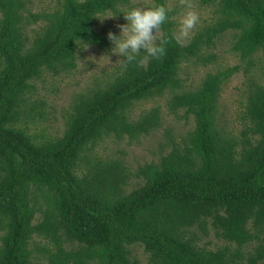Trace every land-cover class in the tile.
<instances>
[{
    "label": "trees",
    "instance_id": "1",
    "mask_svg": "<svg viewBox=\"0 0 264 264\" xmlns=\"http://www.w3.org/2000/svg\"><path fill=\"white\" fill-rule=\"evenodd\" d=\"M129 2L58 0L33 13L26 0H0V264H137L132 245L146 264H264V85L245 84L246 123L231 137L217 121L218 98L238 67L207 74L193 90L179 78L181 64L215 63L228 32L229 51L247 69L259 52L264 58V0H200L213 7L209 22L183 45L166 19L156 41L166 42L165 55L138 54L73 96L59 136L22 127L44 118L33 83L70 72L86 45L106 49L92 15ZM163 96L168 114L193 122L181 145H161L159 159L134 172L94 152L105 139L138 142L162 127L159 105L131 112ZM210 233L226 244L210 248Z\"/></svg>",
    "mask_w": 264,
    "mask_h": 264
},
{
    "label": "rangeland",
    "instance_id": "2",
    "mask_svg": "<svg viewBox=\"0 0 264 264\" xmlns=\"http://www.w3.org/2000/svg\"><path fill=\"white\" fill-rule=\"evenodd\" d=\"M58 4V0H26V8L31 12H51ZM155 3L152 0H130L129 4L120 8V10H127L133 6L147 7L153 6ZM165 6L169 9L167 19H171L174 23V34L181 44H186L193 36L196 28L202 26L204 23L210 21L212 17L213 7L211 5H203L200 0H166ZM194 10L198 14V21L192 29L189 30L188 35L179 34V19L187 11ZM1 17V14H0ZM123 14L119 13L115 17L105 18L103 22L97 18L96 30H105V35L112 31L119 34L117 25L125 23ZM41 24V23H39ZM37 29L35 25L27 29L28 37H33L30 31ZM161 36V30L156 32L157 40ZM231 32L226 33L218 41L214 50L217 55L215 63L207 66H195L191 63L181 64L179 70V78L183 82V86L188 89H195L200 85L201 81L209 73L223 70L227 67L237 66L238 70L235 72L223 85L218 98V123L231 132V137H238L243 130L246 122H243L241 116L244 110L246 97L244 95L245 84L249 79L264 85V58L259 52L253 60V68L247 69L242 62L239 61L231 51H229V41ZM156 40V41H157ZM112 45L109 41L108 47L99 50L95 46H85L76 55L75 67L68 73H61L57 76L44 73L42 79L33 83L35 91L39 99L45 101L44 118L35 119L33 121H24L22 127L30 134L37 136H59L65 123L66 110L72 102L73 96L79 92L89 90L96 83H101L108 80L113 74L118 71L124 63L117 59V54L110 52ZM144 56V53H140ZM138 55V54H137ZM165 96L138 103L132 108L131 117H136L142 110L149 108L151 105H159L161 107V114L163 117V124L158 130L153 131L148 136H142L138 142L128 141L126 138L120 140L114 137L105 139L98 143L94 152L102 158H119L124 164L134 172L139 166H142L151 161L156 162L160 155L163 154L161 145L172 144L181 145L188 131L193 127L191 118H178L174 115L168 114L165 105ZM182 115V112H179ZM179 115V116H180ZM165 151L168 147L163 148ZM135 180L130 183V188H134ZM210 241V248L213 246L222 247L226 243L218 241L210 235L205 238ZM40 245V240L34 238L31 244L33 255L36 254V247ZM131 259L137 261V264H146V255L141 246H130ZM41 264H46L44 260L39 261Z\"/></svg>",
    "mask_w": 264,
    "mask_h": 264
},
{
    "label": "clouds",
    "instance_id": "3",
    "mask_svg": "<svg viewBox=\"0 0 264 264\" xmlns=\"http://www.w3.org/2000/svg\"><path fill=\"white\" fill-rule=\"evenodd\" d=\"M169 9L164 4L140 7L133 6L127 10L96 12L92 16L100 19L115 17L118 13L123 14L125 23L117 25L119 34L109 31L107 38L111 42L110 52L122 56L121 62L127 64L137 59V54L144 53V58L159 59L166 53V42H156V32L161 24L167 19ZM198 14L194 10H187L179 19V34L188 35L189 30L198 21ZM87 47V45H86Z\"/></svg>",
    "mask_w": 264,
    "mask_h": 264
}]
</instances>
